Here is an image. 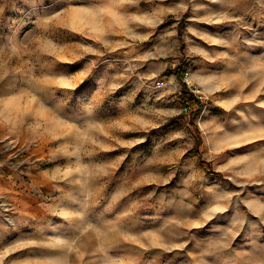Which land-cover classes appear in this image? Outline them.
Here are the masks:
<instances>
[{
  "label": "rangeland",
  "instance_id": "374dc122",
  "mask_svg": "<svg viewBox=\"0 0 264 264\" xmlns=\"http://www.w3.org/2000/svg\"><path fill=\"white\" fill-rule=\"evenodd\" d=\"M0 264H264V0H0Z\"/></svg>",
  "mask_w": 264,
  "mask_h": 264
},
{
  "label": "trees",
  "instance_id": "16d2710c",
  "mask_svg": "<svg viewBox=\"0 0 264 264\" xmlns=\"http://www.w3.org/2000/svg\"><path fill=\"white\" fill-rule=\"evenodd\" d=\"M179 79L182 81L183 83V88H184V101L187 104V107L189 105L190 102L195 101V103H200V100L197 99V97L194 96V94L188 89L187 84L184 82V72H179L178 74Z\"/></svg>",
  "mask_w": 264,
  "mask_h": 264
}]
</instances>
